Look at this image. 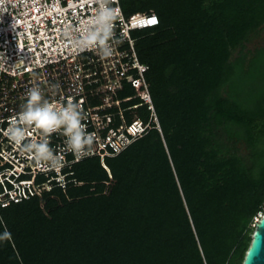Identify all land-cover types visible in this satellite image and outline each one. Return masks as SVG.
<instances>
[{
	"label": "trees",
	"instance_id": "obj_1",
	"mask_svg": "<svg viewBox=\"0 0 264 264\" xmlns=\"http://www.w3.org/2000/svg\"><path fill=\"white\" fill-rule=\"evenodd\" d=\"M121 5L160 18L134 33L160 128L150 109L148 133L106 158L107 193L83 161L48 210L0 208V264H243L264 213V43L249 48L264 0Z\"/></svg>",
	"mask_w": 264,
	"mask_h": 264
},
{
	"label": "built area",
	"instance_id": "obj_2",
	"mask_svg": "<svg viewBox=\"0 0 264 264\" xmlns=\"http://www.w3.org/2000/svg\"><path fill=\"white\" fill-rule=\"evenodd\" d=\"M110 6L118 14L109 41L112 55L104 57L96 49L74 51L68 35L80 37L82 25L98 7L90 0H3L0 4V208L38 199L39 207L46 210L49 199H59L54 190L67 192L84 184L75 171L83 161L94 171L97 166L105 169L107 193L115 179L106 158L117 156L148 133L150 109L160 128L147 77L150 66L141 61L139 38L134 35L159 25L160 18L154 9L126 15L121 0ZM153 18L157 22L148 23ZM33 87L50 102L72 99L82 106L83 123L96 136L91 155L77 160L67 150L65 138L54 133L51 147L64 156V167L59 172L43 171L9 141L5 135L9 122ZM144 111L149 118L142 115Z\"/></svg>",
	"mask_w": 264,
	"mask_h": 264
},
{
	"label": "clouds",
	"instance_id": "obj_3",
	"mask_svg": "<svg viewBox=\"0 0 264 264\" xmlns=\"http://www.w3.org/2000/svg\"><path fill=\"white\" fill-rule=\"evenodd\" d=\"M89 2V0H85ZM98 7L81 27L79 38L70 37L73 50L83 52L96 49L108 57L112 55L109 41L113 37L117 10L110 5L114 0H90ZM3 0H0V4ZM85 114L82 106L68 99L66 103L46 100L38 87L27 93L26 102L17 116L9 122L5 133L9 141L22 152L28 154L43 171L59 172L64 167V156L51 147V136L59 133L65 138V145L77 160L92 154L96 139L87 131L83 123ZM36 133L38 135H32Z\"/></svg>",
	"mask_w": 264,
	"mask_h": 264
},
{
	"label": "water",
	"instance_id": "obj_4",
	"mask_svg": "<svg viewBox=\"0 0 264 264\" xmlns=\"http://www.w3.org/2000/svg\"><path fill=\"white\" fill-rule=\"evenodd\" d=\"M252 237L243 264H264V213L256 221Z\"/></svg>",
	"mask_w": 264,
	"mask_h": 264
},
{
	"label": "rangeland",
	"instance_id": "obj_5",
	"mask_svg": "<svg viewBox=\"0 0 264 264\" xmlns=\"http://www.w3.org/2000/svg\"><path fill=\"white\" fill-rule=\"evenodd\" d=\"M135 34L137 32H134ZM264 43V27L261 31L260 36L256 37L250 44H249V48L254 49L257 46H260ZM239 148V150L242 153H246V148L243 144H239L237 146ZM95 174H96V179H102L105 177V169H103L101 166H97L95 168Z\"/></svg>",
	"mask_w": 264,
	"mask_h": 264
},
{
	"label": "snow or ice",
	"instance_id": "obj_6",
	"mask_svg": "<svg viewBox=\"0 0 264 264\" xmlns=\"http://www.w3.org/2000/svg\"><path fill=\"white\" fill-rule=\"evenodd\" d=\"M157 21L155 20V18L151 19L150 21H148V23H151V24H155Z\"/></svg>",
	"mask_w": 264,
	"mask_h": 264
}]
</instances>
